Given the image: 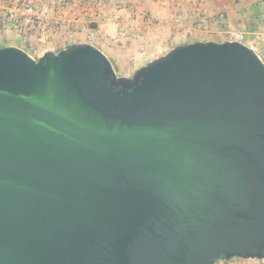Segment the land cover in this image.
I'll use <instances>...</instances> for the list:
<instances>
[{
    "label": "water",
    "instance_id": "water-1",
    "mask_svg": "<svg viewBox=\"0 0 264 264\" xmlns=\"http://www.w3.org/2000/svg\"><path fill=\"white\" fill-rule=\"evenodd\" d=\"M264 259V61L175 45L117 75L87 42L0 47V264Z\"/></svg>",
    "mask_w": 264,
    "mask_h": 264
},
{
    "label": "crops",
    "instance_id": "crops-1",
    "mask_svg": "<svg viewBox=\"0 0 264 264\" xmlns=\"http://www.w3.org/2000/svg\"><path fill=\"white\" fill-rule=\"evenodd\" d=\"M177 2V0H171ZM255 1V0H253ZM252 1V2H253ZM193 2V1H192ZM250 2V3H252ZM147 8L150 13L156 17L158 20H161L163 17H168L171 20V23L167 24H158L161 27L170 26L172 29L170 32L166 31L163 28V33L158 29H153L148 32H143L142 34H130L127 33L125 36L121 35V27L117 23L115 19L109 18L101 20L99 24V29L93 33L94 36V46L98 47L101 51H103L110 59L116 62L119 60L120 62L124 58V62L127 61L128 58L132 60V63L136 65L137 61L143 60L146 57V61L151 60L154 57H148V55L155 53L156 51L161 50H169L175 45L188 43L193 41H216L222 42L225 41V36L222 35L225 31L234 28L237 26V20L244 16L242 9L244 6L238 7L237 4H234L233 0H227V3H203L198 4L192 14L176 15L167 10L166 6L168 5V1H158V0H146ZM249 3V4H250ZM195 4V3H194ZM248 3L246 4L249 5ZM221 5L222 7H226L225 10V18L214 17L212 15L215 7ZM237 5V6H236ZM129 16V13H125ZM125 16V17H127ZM136 17V16H135ZM131 22L138 23L137 18H130ZM179 21V22H178ZM197 21V22H196ZM178 22V23H177ZM201 22L199 26L197 23ZM195 27V28H193ZM192 29V34H188V31ZM6 35L3 38L4 42L0 43V47L13 45L22 48L21 40L19 37L12 35L8 31L4 32ZM123 36V37H122ZM115 38L120 40L123 43L122 46H119L120 50L115 47H112L113 41ZM246 44H251V37H246ZM9 39L17 40L20 42V45L9 44ZM86 36L84 34H78L77 36L65 37L62 34H56L52 40V45L54 51H59L71 44H75L78 42H85ZM25 45V44H24ZM118 47V46H117ZM255 49V48H254ZM119 51V52H118ZM256 51V50H255ZM40 53H43L41 51ZM258 53V52H257ZM40 55V54H39ZM259 55V54H258ZM260 56V55H259ZM261 57V56H260ZM148 58V59H147ZM262 59V58H261ZM263 60V59H262ZM264 61V60H263ZM122 63V62H121ZM144 65L137 66V68ZM136 68V69H137ZM123 76V75H122Z\"/></svg>",
    "mask_w": 264,
    "mask_h": 264
},
{
    "label": "built area",
    "instance_id": "built-area-1",
    "mask_svg": "<svg viewBox=\"0 0 264 264\" xmlns=\"http://www.w3.org/2000/svg\"><path fill=\"white\" fill-rule=\"evenodd\" d=\"M103 8V0H0V29L19 37L30 49L33 46L31 41H36L44 47L43 52L48 49L54 50L50 45L63 26H66L64 32L66 38L77 36L84 22L97 23L99 26ZM120 15L121 13L115 9L111 18L119 23ZM219 16L224 17L222 13ZM144 18H146L145 28L153 25L149 17ZM104 19L107 18L101 20ZM128 20L129 31L141 30V26H137L138 23ZM192 32L190 29L188 34L191 35ZM120 34L125 35V31H121ZM224 35L226 40L246 43L245 33L242 31L230 29L225 31ZM85 42L94 44L91 30L87 31ZM28 48L22 49L35 58ZM221 261L226 260L221 259Z\"/></svg>",
    "mask_w": 264,
    "mask_h": 264
},
{
    "label": "rangeland",
    "instance_id": "rangeland-1",
    "mask_svg": "<svg viewBox=\"0 0 264 264\" xmlns=\"http://www.w3.org/2000/svg\"><path fill=\"white\" fill-rule=\"evenodd\" d=\"M104 1V8L102 10V17L103 18H111V16H113L115 9H117V12L121 13V17L118 19L120 20V22L118 23L119 26L121 27V31H125V35L127 33L130 34H142L143 32H148L151 31L153 29H158L159 27H161L158 24H167V23H171V20H169V16L168 17H163L161 18V20H158L156 17H154L149 9L147 8V3L146 0H103ZM158 1H164V0H158ZM168 1V5L166 6L167 10L170 11L173 14L176 15H182L185 14V12H187L188 14H192V11H194V8L197 7L198 4H203V3H227V0H177V2L171 1V0H167ZM193 1V2H192ZM232 1V0H231ZM253 0H233L234 4H237L238 7H242V6H246V4L252 2ZM195 3V4H194ZM236 5V6H237ZM226 7H222L221 5L215 7V10L213 11L212 15L214 17H219L220 18V14L222 13L224 15V17L222 19L225 18V9ZM243 12V11H242ZM125 13H129V16H127ZM244 16L240 19L237 20V26L232 29L234 30H239L245 33V40H247V36L251 37V44L250 46H252L253 48H255L254 50H256V52H258V54L261 56V58L264 60V6L261 10L260 13V17L257 19L256 22H258L257 27L254 30H249V24L252 25L254 21V19L252 17H250L249 15H247L246 13H243ZM127 16V17H125ZM136 16V17H135ZM144 17H149L152 26H148L145 28L146 23H144L146 21V18ZM132 19V18H137L138 19V25L141 26V30H135V31H129V20L128 19ZM100 19V21H101ZM179 22V21H178ZM177 22V23H178ZM197 22V21H196ZM101 24V23H98ZM198 24H201L200 26H202L201 22H198ZM82 29H80V35L84 34L86 36L87 31L91 30L93 33L96 32V30H98L100 27L97 25V23H89V22H84L83 24H81ZM163 28L166 29V31L170 32L172 29L170 28V26H163L161 28H159V30L163 33ZM195 28V27H193ZM66 30V26H63L60 34L64 35ZM5 31L0 29V43L4 42V37H5ZM59 34V33H57ZM124 35V36H125ZM224 35V33L222 34ZM225 36V35H224ZM123 37V36H122ZM9 44H16V45H20V42L17 40H13V39H9L8 41ZM25 44V45H24ZM32 49L28 48L27 44L24 43L23 41H21V45L22 48H28L29 52L32 54V56H34L35 58L41 54L40 52L43 50L44 47H42V45H40L38 42L36 41H31ZM117 44L116 48H118V50H120L119 46H122L123 43L120 42V40H118L117 38H115V41H113V44H111L112 47H115V45ZM50 46L53 47V45L51 44ZM168 50L164 51V50H159L156 51L155 53H152L150 55H148V57H156L158 55L164 54L165 52H167ZM103 52V51H102ZM119 52V51H118ZM104 53V52H103ZM105 54V53H104ZM106 55V54H105ZM107 56V55H106ZM148 59V58H147ZM124 58L122 59V63L118 60L117 63V75L119 76H130L133 74V72L136 70L137 66L141 65L142 63H146V57L145 59L143 58V60L137 61L136 65H134L132 63V60L130 58L127 59L126 62H124ZM216 264H264V259L262 260H257V259H241V258H230L229 260L226 261H221L218 260L216 262Z\"/></svg>",
    "mask_w": 264,
    "mask_h": 264
},
{
    "label": "trees",
    "instance_id": "trees-1",
    "mask_svg": "<svg viewBox=\"0 0 264 264\" xmlns=\"http://www.w3.org/2000/svg\"><path fill=\"white\" fill-rule=\"evenodd\" d=\"M264 6V0H255L253 1L252 3H250L249 5L247 6H244L242 11L243 13H246L247 15H249L250 17H252L254 19L253 24L250 25L249 24V30H254L257 25H258V22L257 19L260 17V13H261V10ZM256 20V21H255ZM112 64L114 66V68L117 69V63L115 60L112 61ZM222 258H220L219 260H221Z\"/></svg>",
    "mask_w": 264,
    "mask_h": 264
}]
</instances>
